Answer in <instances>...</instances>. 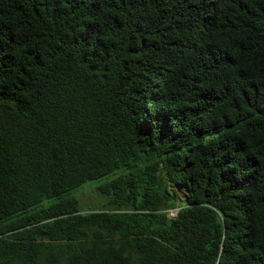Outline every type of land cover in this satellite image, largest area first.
<instances>
[{
	"label": "trees",
	"instance_id": "16d2710c",
	"mask_svg": "<svg viewBox=\"0 0 264 264\" xmlns=\"http://www.w3.org/2000/svg\"><path fill=\"white\" fill-rule=\"evenodd\" d=\"M0 264H264V0H0Z\"/></svg>",
	"mask_w": 264,
	"mask_h": 264
},
{
	"label": "rangeland",
	"instance_id": "374dc122",
	"mask_svg": "<svg viewBox=\"0 0 264 264\" xmlns=\"http://www.w3.org/2000/svg\"><path fill=\"white\" fill-rule=\"evenodd\" d=\"M104 181H91L86 183L83 187H81L78 191L74 192L73 195L81 198L82 200V210L84 212H89L96 207H99L102 203L99 196L96 193L95 188H97ZM181 193V198L183 196V192Z\"/></svg>",
	"mask_w": 264,
	"mask_h": 264
},
{
	"label": "built area",
	"instance_id": "2783aa9c",
	"mask_svg": "<svg viewBox=\"0 0 264 264\" xmlns=\"http://www.w3.org/2000/svg\"><path fill=\"white\" fill-rule=\"evenodd\" d=\"M178 210L179 209H172V210H170L169 212H170V215L172 216V217H177V215H178Z\"/></svg>",
	"mask_w": 264,
	"mask_h": 264
}]
</instances>
